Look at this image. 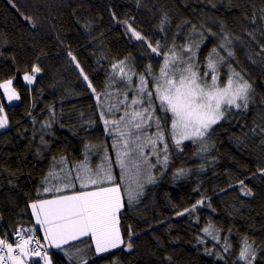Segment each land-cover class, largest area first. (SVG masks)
<instances>
[{"label": "trees", "instance_id": "trees-1", "mask_svg": "<svg viewBox=\"0 0 264 264\" xmlns=\"http://www.w3.org/2000/svg\"><path fill=\"white\" fill-rule=\"evenodd\" d=\"M165 16L167 21L161 26ZM262 17L264 0H0V84L16 79L22 97L16 106L7 105L4 113L8 114V127L0 132V239L12 241L17 229L32 230L36 226L30 205L56 194H44V188L63 184L44 182L56 179L55 171L64 166L60 163L62 157L83 161L86 149H106L114 155L109 140L112 136L100 118L102 106L123 99L119 92L125 81L113 64L125 61L137 74L132 75V87H138L139 74H145L148 66L159 75L164 52L175 44L179 54L180 47L190 46L191 39H199L203 33L206 39L197 50L196 61L204 71L205 58L215 47L202 31L205 28L230 40L236 56L218 64V83L227 78L230 68L239 72L251 85L248 108L231 109L213 126L204 141L206 151L200 142L184 141L176 147L168 138L170 165L155 166V171L164 168L166 173L152 172L154 182H147L131 203L124 195L119 214L124 243L105 254H91L84 261L234 264L242 245L234 241L247 237L256 247V264H264V171H260L264 169V133L260 131L264 128ZM125 21L146 42L136 40ZM157 42L161 55L147 47V43L155 46ZM33 66L42 71L32 85H26L23 76L32 74ZM145 78L154 91L152 76L145 74ZM89 81L95 94L87 87ZM105 91L113 99L101 95L98 106L96 94ZM128 96L130 101L133 93L129 91ZM0 106L6 107L1 90ZM157 112L165 115L159 109ZM170 123L169 119V127ZM149 131H155V127ZM116 158L111 157V165L118 171ZM180 169L183 174H179ZM241 180L251 196L241 191ZM116 181L125 188L123 180ZM201 200L203 204L197 205L195 212L177 215ZM209 223L235 237L233 241L223 238L224 244L228 241L233 247L225 262L208 255L199 244V239L204 240L202 229ZM80 243L67 246V251L76 250ZM128 243L133 245L130 250ZM60 254L52 256L53 264H68ZM27 261L42 264L33 257Z\"/></svg>", "mask_w": 264, "mask_h": 264}, {"label": "snow or ice", "instance_id": "snow-or-ice-1", "mask_svg": "<svg viewBox=\"0 0 264 264\" xmlns=\"http://www.w3.org/2000/svg\"><path fill=\"white\" fill-rule=\"evenodd\" d=\"M13 6L15 7V5ZM25 19L28 18L25 17ZM166 21L167 17L165 16L161 21V26ZM124 23L136 40L146 42L145 37L131 24H128L127 21ZM193 31H195V26H193ZM205 39V35L200 33L199 39H191L190 46L180 47L179 54L177 46L174 44L172 48L163 53V64L159 75L152 72L151 66L146 68L145 74L153 78L154 91L148 87L149 82L146 80L145 74H139L138 87H132V75L137 74L131 69L126 71V64L123 60L113 64L112 67L114 70H118L120 79L125 81L124 88L119 92L123 99L117 98L114 102L102 106L100 118L105 124L106 131L114 135L113 148L116 150V162L122 170L121 180L127 178L130 181H135L143 168L148 172V181L154 182L150 172L155 164L150 162L149 156H155L156 163L162 164L166 168L169 161L168 138L175 143L176 147H180L184 141L200 142L203 150L206 151L207 145L204 141L213 130V126L225 119L226 113H229L231 109L248 108L251 85L247 80H244L239 72L230 68L227 78L218 83L220 80L218 64L225 59L220 55L218 48L211 49L205 58L206 70H200L196 56L197 50ZM226 44H230L227 35L224 36V43H221L219 48H225ZM147 47L151 49L152 53L161 55L159 42L155 46L147 43ZM232 55L233 53L228 51V56ZM69 56L75 61V56H72L71 53ZM76 66L79 68L78 63ZM41 71L39 66H33L32 74L25 73L23 79L28 84H32L36 79V74ZM81 73H83L82 69ZM83 79L88 81L86 75L83 76ZM112 79L115 80V75ZM110 86L111 84H109ZM87 87L94 94L96 93V89L90 81ZM0 89L4 90L9 101L19 99L16 90L12 87L11 80L0 84ZM129 91L133 93L130 102H128L127 95ZM101 95L109 100L113 99V95L107 91L96 94L98 106ZM156 101H159L158 105ZM238 101L240 102L238 103ZM157 109L165 115H159ZM2 112L3 107L0 106V113ZM121 112L122 114L117 116V113ZM169 113L170 117L167 115ZM169 119L170 127L168 126ZM109 125L111 128L108 127ZM6 126L7 117L0 115V128ZM153 127H155V131L150 132L149 130ZM260 131L264 133V128H261ZM41 139L43 140V137ZM145 149L149 151L146 152ZM105 161H108L107 156ZM60 163H65L63 157ZM74 168L76 172L74 180L79 181L80 189L86 190L57 195L52 199L37 200L30 205L36 224L43 229V238L48 241L49 245L59 249L62 245H69L74 241H82L83 237H89L98 254L120 247L124 240L120 232L119 214L124 207L125 193L128 196V202L131 203L136 195L134 190L131 185L128 188H122L108 164L93 170L87 166L86 157L85 162L74 166ZM61 170L63 171V169ZM260 171H264V169ZM183 172V169L179 170V174H183ZM64 179L65 189L76 187V184L69 181L67 176ZM239 183L243 194L251 196L252 192L244 184V181L241 180ZM44 191L60 192L62 190L58 186H53L51 189L44 188ZM202 204L203 200L197 201V204L192 205L191 209H184L177 215L183 216L185 213L195 212L197 205ZM208 206L211 207V205ZM202 231L212 236L213 239H217L214 233L219 229L209 223ZM31 232V229L26 231L17 229L14 238L18 237V240H15V243L0 239V264H27L30 256L40 257L44 264H51L47 252L44 251L43 255L41 254L40 243ZM33 243L37 245L35 250L30 248ZM231 246V243L226 241L224 250L228 251ZM126 247L130 250L133 245L128 243ZM79 254L80 249L77 248L75 255L79 256ZM68 255L71 257L74 254L69 252ZM220 258L223 259V257ZM255 259L256 249L248 242V238L244 237L238 260L244 261L245 264H253ZM83 264H86V261Z\"/></svg>", "mask_w": 264, "mask_h": 264}, {"label": "rangeland", "instance_id": "rangeland-1", "mask_svg": "<svg viewBox=\"0 0 264 264\" xmlns=\"http://www.w3.org/2000/svg\"><path fill=\"white\" fill-rule=\"evenodd\" d=\"M202 31L206 34L207 38H209L215 44V47L218 48V51L220 52V55L221 56H223L226 59L236 56V54L234 53V50H233V48L231 47L230 44H226L225 45V48H219V45L221 43H224V38H222V37H220L219 35H216V34L215 35H212V32H210L209 30H207L205 28H202ZM228 51H231L233 53V55L232 56H228ZM127 70H128V66L126 65V71ZM134 77L132 78V81L134 80ZM10 80L12 81V87L16 90V93L18 94L19 99H13V100L9 101L8 98H7V95L4 93V90L3 89H0L2 91V93H3V95H4L6 107H7V105L9 107L16 106L17 104L21 103V101H22L21 93H20L19 89L17 88V86L15 85L16 79H10ZM23 81H24V83L26 85H32L33 84V83L32 84H28L24 79H23ZM5 82H3V83H5ZM127 95H128V93H127ZM128 102H130L129 101V96H128ZM239 102L240 101H238V103ZM6 107H3V113H4V110L5 109H8V107L7 108ZM4 116L7 117V126L4 127V128H0V132L3 131L4 129H6L8 127V114L7 113L6 114L4 113ZM111 136L112 137H109V140H112V145H113L114 144V135L111 134ZM113 151L115 152L114 155L110 152V150H106V149H105V151L104 150H97V149H94V150L93 149H89L87 151V149H86V153H85V157H84L83 161H69V160L65 159V163H64L63 168H60L59 169L60 170L59 171L60 173L57 172V171H55L56 172V175H57L56 176V179H54V178H48V179H46L44 181V182H46L45 184H50V183H53L55 181H56V183H63L62 185H60V184H56L55 185V186H58L62 191H60V192L49 191V192H44V194L45 193H48V194L56 193V194H53V197L51 196V197L48 198V199H52V198H54L57 195L71 194V193H73L75 191H78V190H86V189H80V183H79V181L74 180V177L76 175L74 166H78V165L82 164L83 162H85V158L86 157H87V166L89 168L93 169V170H96L98 167L104 166L105 164H108V166L110 164V167L112 169V174L116 178V180H118V178H120L121 175H122V170L120 168V169H118V171H116L115 169L113 170V168H112V165H111L112 162L111 161L116 156V150L114 148H113ZM145 151L148 152L149 150L148 149H145ZM106 156L108 157V161H105V157ZM168 156L170 158V150L169 149H168ZM111 157H112V160H111ZM162 158H163V156L161 154V159ZM149 160H150L151 163L155 164V166L164 167L162 164H157L156 163V157L155 156H149ZM116 161H117V158L115 159V162ZM169 165H170V160L168 161V166ZM118 168H119V166H118ZM61 169H63V171ZM166 171L167 170H165L164 168H160V171H155V167H153L151 169L150 174L152 172H155L158 175H160V174L163 175L164 173H166ZM133 172H134V170H133ZM69 173H70V175H69ZM62 174H64L65 176H67L69 178L68 179L69 181L74 182L76 184V187L75 188H67V189H65L64 188L65 179L62 176ZM153 174H151V176L154 178V175ZM123 182H124L125 188H128L129 185H131L132 190H134V193L136 194L135 196L140 195L139 192L142 189V187L144 185H146L147 182H149L148 181V172L144 171V169L142 168L140 170L139 174H138V179H136L135 181H130L129 179L126 178V179L123 180ZM48 188L51 189V188H53V186H49ZM135 199H137V198H135ZM135 199H133V200H135ZM39 200H43V199H39ZM21 230L22 231H26L25 229H21ZM15 232L12 233L13 234V240L12 241L10 239H8L7 237L2 238V239H6V240H8V242L15 243V240H18V237H15L14 238V233ZM31 234L36 238V240L39 241L40 246H41V249H42V253L41 254L43 255V252L44 251L47 252V254H48V256H49V258L51 260V264H53V258H52V256L55 253H61L60 255L67 261L68 264H78V262L84 261V260H86V259H88L89 257L92 256V255L88 254V250H86V246L88 245L87 243L89 242V244H92V241H91L90 238L89 239H82V241H75V242L71 243L70 245H74V244L76 245V244H78L80 242L81 243L82 242H85V246L84 245H83V247L80 246V244H81L80 243L76 247V250H77V248L80 249L79 256L75 255L76 250H74V251H71V253H73L74 255L70 257L68 255V253L70 251H67L65 248L63 250H60V249H56V248H51L50 247L48 241H46L43 238L44 237V233H43V230L40 228V225L36 224V226L32 229ZM214 235L217 237V239H213L212 236H210V235H208L206 233L203 234V237L202 238L204 240L199 239V244L204 248V250L207 252L208 255H210V256L211 255H214L217 260H220V261L225 262L226 261V256H228L230 254V252H232L233 247L229 248L228 251H225L224 250V245L225 244L222 242L223 241V238L225 237V238L230 239V240L233 241V239L235 237H234V235L231 232H228V234H224L220 230L218 232H215ZM235 240L236 241H234V242H236L238 244L239 243H242V245H241V248H242L243 247V239H239L238 238V239H235ZM201 241H203V242H201ZM121 245H120V247H121ZM236 247L240 250V246H236ZM252 247L254 249H256V247L253 244H252ZM30 248L32 250H35L37 248L36 243L31 244L30 245ZM111 250H114V249H111ZM105 253H107V252L99 253V255H102V254H105ZM209 253H211V254H209ZM32 257L34 259H36V260H40L42 262V264H44L43 259H41L40 257H35V256H32ZM32 257L30 256L28 258V260L31 259ZM220 257H223V259H221ZM258 260H259V257H257V255H256V259L253 261V264H256ZM27 264H31V263L29 261H27ZM234 264H245V262L244 261H241V260H238V261H234Z\"/></svg>", "mask_w": 264, "mask_h": 264}, {"label": "crops", "instance_id": "crops-1", "mask_svg": "<svg viewBox=\"0 0 264 264\" xmlns=\"http://www.w3.org/2000/svg\"><path fill=\"white\" fill-rule=\"evenodd\" d=\"M45 199V198H44ZM46 199H48V198H46ZM41 228V227H40ZM42 229V228H41ZM43 230V229H42ZM44 233V232H43ZM82 239H89V237H83ZM75 242V241H74ZM71 243H73V242H71ZM88 244V245H87ZM86 245V250H88V254H95V255H99V254H97L96 253V251H95V247H94V245H92V244H89V242L87 243ZM70 245V244H69ZM69 245H62L61 246V248H59L60 250H63L64 248L66 249V247L67 246H69ZM50 247L51 248H55L54 246H51L50 245ZM56 249H58V248H56ZM66 250H68V249H66ZM112 251V250H111Z\"/></svg>", "mask_w": 264, "mask_h": 264}]
</instances>
